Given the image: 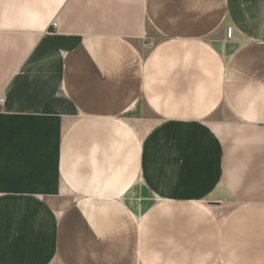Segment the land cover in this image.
<instances>
[{
  "label": "crops",
  "instance_id": "crops-1",
  "mask_svg": "<svg viewBox=\"0 0 264 264\" xmlns=\"http://www.w3.org/2000/svg\"><path fill=\"white\" fill-rule=\"evenodd\" d=\"M0 95V264H264V0H0Z\"/></svg>",
  "mask_w": 264,
  "mask_h": 264
},
{
  "label": "rangeland",
  "instance_id": "rangeland-1",
  "mask_svg": "<svg viewBox=\"0 0 264 264\" xmlns=\"http://www.w3.org/2000/svg\"><path fill=\"white\" fill-rule=\"evenodd\" d=\"M54 21L57 22L56 19L54 18L51 21V23ZM52 30H55V29L52 28ZM229 37H230V33L229 31H227V38ZM152 44H154V42L151 39H148L147 41H144L142 43V46H144L145 49H148L149 47L152 46ZM157 200H158L157 197H153V195H148L146 188L141 183L139 186L132 189V191L128 193L126 196L127 204L132 206L139 214L146 212V209L150 205L155 203ZM202 205L203 207H206V209H208L209 211H212L213 213H215L221 219V217L226 213V211L230 207L231 203L230 201L225 199V197H220L219 200L204 201L202 202ZM154 262L155 264H176L177 263V261H163L162 259L160 261H154Z\"/></svg>",
  "mask_w": 264,
  "mask_h": 264
},
{
  "label": "built area",
  "instance_id": "built-area-1",
  "mask_svg": "<svg viewBox=\"0 0 264 264\" xmlns=\"http://www.w3.org/2000/svg\"><path fill=\"white\" fill-rule=\"evenodd\" d=\"M56 22L54 21V22H52L51 23V28H53V29H56ZM4 105V97L2 96V95H0V109H1V107Z\"/></svg>",
  "mask_w": 264,
  "mask_h": 264
}]
</instances>
